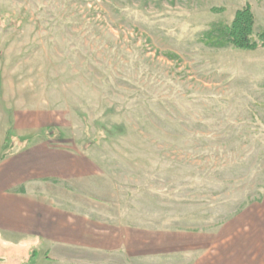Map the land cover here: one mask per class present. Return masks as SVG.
<instances>
[{"label": "rangeland", "instance_id": "rangeland-1", "mask_svg": "<svg viewBox=\"0 0 264 264\" xmlns=\"http://www.w3.org/2000/svg\"><path fill=\"white\" fill-rule=\"evenodd\" d=\"M246 3L0 0L6 189L72 183L122 264H264V49L202 41Z\"/></svg>", "mask_w": 264, "mask_h": 264}, {"label": "crops", "instance_id": "crops-1", "mask_svg": "<svg viewBox=\"0 0 264 264\" xmlns=\"http://www.w3.org/2000/svg\"><path fill=\"white\" fill-rule=\"evenodd\" d=\"M4 149L5 131L0 132V157ZM14 183L6 189L4 157L0 160V264H5V245L13 250L37 247L39 254L28 260L30 264H122L118 246L94 239L97 229L91 226L88 209H74L80 203L74 201L72 183ZM58 183L69 190L52 191Z\"/></svg>", "mask_w": 264, "mask_h": 264}, {"label": "trees", "instance_id": "trees-1", "mask_svg": "<svg viewBox=\"0 0 264 264\" xmlns=\"http://www.w3.org/2000/svg\"><path fill=\"white\" fill-rule=\"evenodd\" d=\"M253 26L254 16L251 10V6L246 3L245 6L234 13L232 22L227 29L224 37L215 38L212 33H206L202 41L205 45L212 48H224L226 46L231 47L234 50L242 52H255L264 49V31L253 39ZM10 131H7L6 137ZM54 132L51 129V136ZM6 158L7 155L3 154L0 160ZM36 252H32L31 257H35Z\"/></svg>", "mask_w": 264, "mask_h": 264}]
</instances>
